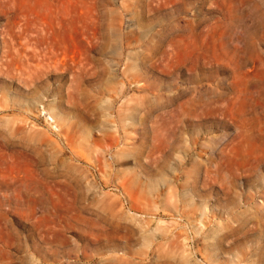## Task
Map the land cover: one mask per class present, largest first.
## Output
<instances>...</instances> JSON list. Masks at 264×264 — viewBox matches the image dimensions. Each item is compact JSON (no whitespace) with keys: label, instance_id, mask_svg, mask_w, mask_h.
<instances>
[{"label":"rangeland","instance_id":"rangeland-1","mask_svg":"<svg viewBox=\"0 0 264 264\" xmlns=\"http://www.w3.org/2000/svg\"><path fill=\"white\" fill-rule=\"evenodd\" d=\"M0 264H264V0H0Z\"/></svg>","mask_w":264,"mask_h":264}]
</instances>
